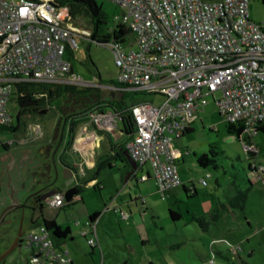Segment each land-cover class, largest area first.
Returning a JSON list of instances; mask_svg holds the SVG:
<instances>
[{
	"label": "built area",
	"instance_id": "2783aa9c",
	"mask_svg": "<svg viewBox=\"0 0 264 264\" xmlns=\"http://www.w3.org/2000/svg\"><path fill=\"white\" fill-rule=\"evenodd\" d=\"M104 1L120 9L115 25L132 38L127 48L126 36L106 44L119 74L118 85L105 88L161 97L160 103L138 100L130 108L135 133L125 149L139 168H151L164 198L181 184L172 144L192 127L209 99L226 123L241 124L250 133L264 123V24L251 18L250 0ZM90 36L91 30L76 26L68 8L53 0H0V125L11 124L8 105L16 83L91 86L73 74L66 57L76 37ZM119 121L117 114L105 111L85 123L112 134ZM91 136L96 133L83 135V143L91 145ZM245 151L257 149L251 143ZM262 172L258 167L259 179ZM63 204V191L45 203L49 209ZM40 230L21 239L26 264H71L51 232L44 225ZM87 244L99 248L93 237ZM240 251L239 245L229 246L231 255Z\"/></svg>",
	"mask_w": 264,
	"mask_h": 264
},
{
	"label": "rangeland",
	"instance_id": "374dc122",
	"mask_svg": "<svg viewBox=\"0 0 264 264\" xmlns=\"http://www.w3.org/2000/svg\"><path fill=\"white\" fill-rule=\"evenodd\" d=\"M95 2L106 14V29L111 31L115 23L118 22L115 20V16L120 13V9L108 1L95 0ZM250 15L254 21L264 24V6L260 0H250ZM73 20L76 26L91 30V22L85 12H78ZM131 44L132 38L126 36V43L123 46L127 48ZM66 57L72 63L73 74L81 82L101 89L106 98L120 96L118 91L112 92L113 90L105 88V86L117 82L119 74L110 48L98 45L87 38L76 37V47L69 50ZM128 94L136 100L161 102V97L158 95ZM68 105V102L60 99L45 107L43 113L25 116L26 125L23 133L20 130L14 133L0 132V164L5 153L2 144L10 146L15 142L16 147L44 144L46 141L42 140V136H44L52 138L50 141L54 146L61 125L60 114H66L69 111ZM27 123H38L40 127L27 125ZM113 134H111V138L114 141L117 132L114 131ZM19 136L23 139L17 138ZM253 141L257 148V155L253 161L264 169V133L254 134ZM246 143L244 138L228 133L226 121L219 115L214 102L209 99V104L201 107L196 115L193 132L185 135L180 141L175 140L171 147L173 160L183 182L188 187L191 186V182H197L198 193L196 195L185 193L182 185H179L176 188L179 191V196L176 194L174 196L166 195L165 198H162L153 187L152 180H149L146 185L139 182V179H146L147 169L153 175L148 166L139 172L137 180H131L129 185L124 187L123 181L127 177L123 173L124 168L122 169V164L115 163L114 165V162L111 161L112 166L101 170L97 175L100 180L99 187L101 185L104 187L95 189L93 186H86V181L80 177V185L77 184L82 201L78 200L60 210L58 208L49 209L44 205L42 216L46 219H55L56 223L62 227L70 226L74 241L68 242L66 247L71 250L68 258L70 260L73 258L74 264H149L151 262L149 258L158 264H163L164 258L167 260L165 261L167 264H209L211 260H213V264H264V180L258 181L247 192L246 210L243 212V216L241 213L239 217H234L232 213H235V208L225 197H222L227 192L226 182H237L243 187L249 188L247 176L257 175L249 169L252 159L245 151ZM53 146L47 148L48 155ZM210 152L215 155L217 168L212 166L207 169L200 168L197 164V157ZM206 171L210 174V177L207 178L209 186H212L213 189L217 188L216 179L220 184H223V187L217 188L216 193L222 198V203L226 204L228 210L231 211V213L220 217L222 225L220 228H215V220L210 219L209 215L206 216V213H202L206 199L211 201L209 194L204 193L209 189V186H204L201 183L202 179H206L204 173ZM1 173L0 170V180ZM263 174L261 173V176ZM57 176V179L54 176L56 187L61 191L66 190L61 173H57ZM0 185H2L1 181ZM121 194L123 202L128 204L124 205V208L126 210L130 208L140 221H145L143 227L149 237L148 242L146 241L145 246L141 247L139 238L135 237L134 240L132 231L125 228L123 223L120 222L118 226L113 220V224L110 225L109 220L113 219V213L110 212L105 215L103 223L99 225L101 250L99 245V250L90 254L87 240L85 241L81 235L84 226L88 225L87 212H102L104 205H108L109 201L115 198H117L116 205L121 204L122 200L118 198ZM138 196L145 200V208L138 199L135 201ZM20 197L23 198V194ZM11 205L12 203L7 204L0 211V215L4 209ZM221 208L220 211L223 210ZM169 209L179 212L181 219L173 222L168 214ZM194 212L197 215H193ZM244 214L248 216L250 227L244 222ZM42 216L38 209L12 208L8 210L0 220V252H5L11 247L19 232H22L21 239L29 234L40 233ZM118 218L120 219L119 215ZM119 219L118 221L121 220ZM200 220L202 224L199 222ZM134 233L136 234L137 231ZM245 236H250V240L246 241ZM231 244L241 247L240 252L243 255L241 260L237 256L229 254ZM251 250L253 253L249 255ZM215 252H228L227 260L219 257ZM27 254L28 251L23 246L16 247L6 256L5 262L2 264H26Z\"/></svg>",
	"mask_w": 264,
	"mask_h": 264
},
{
	"label": "crops",
	"instance_id": "0c3cea01",
	"mask_svg": "<svg viewBox=\"0 0 264 264\" xmlns=\"http://www.w3.org/2000/svg\"><path fill=\"white\" fill-rule=\"evenodd\" d=\"M33 125L36 127H40V124L38 123H27V125ZM62 127H64L62 125ZM61 127V129H62ZM119 124H118V128H117V137H114V141L111 138V134L110 133H103L102 131L97 130L93 125H89L88 123L85 124H80L78 125L76 132H75V136L73 137V142H72V147L70 145V147L67 149L66 148V140L67 137L63 139V132H62V137L60 140V133H61V129L59 131V135H58V143L56 141L55 145L53 146L51 144L52 138H46L44 136H42V140H46L44 142V144H33V145H28V146H22L19 145L16 147L15 142H13V145H10L7 147V149H5V153L2 156V162L0 164V170L2 171L1 173V183L2 185H0V211L7 205V203L9 202V195L8 194H13V188L11 186V175H13L12 170L14 168V164L15 162H17L18 159L20 160H24L26 161L27 159H30L32 157L33 154H36V151L38 150V148L41 146H45V147H50L53 146L50 154H47V160L48 163L50 165V169H51V173L54 176L55 174V170L57 169L58 173H61V171L63 170V168L65 167H69L71 169H73L76 173V179L73 182H69L70 185L68 187H72L78 184L80 185V177L83 178V181H86L85 184L86 186H93V188L97 187L98 189L101 187H104L103 185H100V180L97 178V175L100 173L101 170L106 169L107 167H111L112 166V162L115 163H120L122 164V169L124 168V175H125V180L123 181L124 183V187L128 186L131 180H137L138 179V174L140 171H142V169L144 167L141 168H137L132 175H130L131 173L129 172L128 174L126 173L128 171V167H126V163L121 161L120 159H118L113 153L115 151H117V149L113 146L114 144H121L126 142L129 137H126L125 135H123L120 131H119ZM194 130V123L192 125V127L190 128V132L185 133L183 136H181L179 139H177L176 141H180L185 135L190 134L191 132H193ZM96 133V136H91L90 140L92 141L91 145H86L83 143V135H85L86 133H89L90 135H93V133ZM79 133V134H78ZM113 134V133H112ZM256 134V132L254 133H250L246 130H244V132L239 136L244 138L247 144H254L253 141V135ZM25 136V135H24ZM114 136V134H113ZM20 140L23 139V137L19 138ZM50 141V142H49ZM31 142V141H30ZM32 143H34L32 141ZM40 144V145H39ZM255 145V144H254ZM12 146V147H11ZM256 147V146H255ZM257 149V148H256ZM251 155V154H249ZM257 155V152H256ZM255 159V158H254ZM253 159V160H254ZM251 161V163H249V168L252 172L257 173L256 176H247V180L249 182V188H245L243 187L241 184L237 183V182H232V183H228L226 182L225 185L227 187V192L223 194L222 197H225L226 200H228L230 202L231 205H233V207L235 208V213H232V215L234 217H239L240 214L242 213L243 216V212L246 210V203L247 202V192L250 191V189L253 188V186H255L257 184L258 181H263L264 180V174L261 177V179H259V175H258V170L254 169V166H258L256 165V163L254 161ZM64 161L65 164L62 162ZM66 165V166H65ZM217 165V163H216ZM149 167V166H148ZM150 168V167H149ZM253 168V169H252ZM151 169V168H150ZM207 169V168H205ZM204 169V170H205ZM264 170V169H263ZM178 172V170H177ZM205 173V181L206 184L204 186H209L208 185V181L207 178L210 177V174L206 171ZM96 176H93V175ZM146 179H139V182H141L140 184L143 183V185H146L147 182H149V180H152L153 183V187H155V181L153 178V175L150 174L149 169H147L146 173ZM179 175V173H178ZM180 177V176H179ZM3 178V179H2ZM8 179V180H7ZM181 184L180 185H184L186 187H188L186 185L185 182H183V180L181 179ZM8 181V183H7ZM78 183V184H77ZM193 183L197 193H198V188L196 186L197 182H191ZM116 189L118 188L117 184L115 185ZM179 186V185H178ZM216 187L220 188L223 187V184H220V182L218 181V179H216ZM95 188V189H97ZM177 186L172 187L167 195H178L179 196V191L176 190ZM217 188L213 189L212 186H209L208 190H205L204 193H208L211 201H209V199H206V202H204L203 204V208L204 211L202 213H206L210 219L215 220V228H220L221 225V220L220 217H223V215H225L226 213L229 214L231 213V211L228 210V207L226 206V204L222 203V198L219 196L218 193H216V190H218ZM242 193L243 194V198L240 199L238 196L239 194ZM208 196V195H207ZM118 198H121L122 200V194L118 196ZM138 199V201L140 202V204L145 208V200L141 197L138 196L135 201ZM78 200L82 201V198L78 195L76 197H74L73 202H77ZM240 200L242 202H240ZM116 201L117 198H115L114 200L111 199L108 203V205H104L103 211L102 212H98V211H92V212H87V220H88V225L84 226L83 231L81 232L82 237L85 239V241L88 238L93 237L94 239H96V241L98 242V245H100V250H101V238H100V232H99V225H101L103 223L104 217L106 214H109L110 212L113 213V219L109 220V224H113V220H115L116 225H120V222L123 223L122 225H124L125 228H129L132 231L133 234V238L135 240L136 238H139V240L141 241V247L145 246V243L148 242V235L146 233V231L144 230V225L143 223L145 222L140 221L136 215L135 212H132L130 210V208H128L127 210L124 208V205H128L125 204L123 202V200L121 201V204H117L116 205ZM236 201V202H234ZM234 202V203H233ZM223 204V205H222ZM218 207H219V212H218ZM222 207V208H221ZM63 207L58 208V210H60ZM65 208V207H64ZM220 208L222 211H220ZM97 213L98 216L94 219V222H90L89 221V216H91L92 214ZM118 215L120 216V219L118 218ZM193 215H197L195 212L193 213ZM204 217V216H202ZM244 222L246 223V225L248 227H250V222L247 219V214H244ZM120 221H118V219ZM218 218V219H217ZM52 219V218H49ZM55 220V219H54ZM56 222V221H55ZM57 224V223H56ZM42 225V223L40 224ZM61 230H65L66 228L69 229V234L65 237V238H61L58 241V245L60 248L62 249H67L66 251H68V254L71 253V250H68V248L66 247V245H68V242H73L74 241V236H73V232L70 228L69 225H66L65 227H62L61 225L57 224ZM77 225H79V222H77ZM91 225V226H90ZM94 225V227L92 226ZM231 227V226H230ZM236 227H239L238 225H236ZM134 231H137V235L134 233ZM246 241L250 240V236H245ZM133 240V241H134ZM147 241V242H146ZM137 243V242H135ZM242 250V249H241ZM95 252V250L93 251V253ZM217 255H219V257L222 258H226V254L228 252H215ZM253 251L251 250L249 252V255H252ZM237 256L240 260L243 258L242 252H239ZM151 260V262L149 264H158L156 262H153L152 258H149ZM235 259V258H234ZM233 260V259H232ZM165 261H167L165 258L162 260L163 264H167L165 263ZM71 264H74V259H71Z\"/></svg>",
	"mask_w": 264,
	"mask_h": 264
},
{
	"label": "trees",
	"instance_id": "16d2710c",
	"mask_svg": "<svg viewBox=\"0 0 264 264\" xmlns=\"http://www.w3.org/2000/svg\"><path fill=\"white\" fill-rule=\"evenodd\" d=\"M260 1L264 6V0ZM53 2L57 6L67 7L73 19L78 12H85L91 22V36L87 39L98 45L106 46L109 40H113L114 42L121 41L127 35V30L121 25H115L111 31L106 29L107 16L104 12H102L101 6L98 5L95 0H53ZM113 85L117 86L118 83L115 82ZM128 93H133L134 95L143 94L139 92L124 91L119 92L120 96L118 98L111 96L106 98L103 96L102 90L95 86L45 85L33 82L16 83L13 85V91L8 105V111L11 115L12 121L8 126L0 125V132L8 131L14 133L20 130L23 133L26 125V122L24 121L25 116L37 114L39 111L44 110L45 107L50 105L52 102H58L60 99H64L69 104V111L67 110L68 112H66V114H60L61 125L59 127V131L63 125V139L67 137L65 142L67 149L73 142V137L75 136L78 125L87 122L89 117L94 113L111 111L117 114L120 118L118 123L120 126L119 131L126 137H130L135 133V123L130 108L135 105L138 100L131 97ZM244 130L245 127L241 124L227 123L228 133L236 134L239 137ZM188 132H190V128L185 131V133ZM255 132L264 133V123L255 127ZM17 138H20V136ZM2 146L4 149H7L8 147L7 144H2ZM113 146L117 149V151L113 154L118 159L126 163V167H128V171L126 173L128 174L130 172V175H132V167L124 155V153L127 152L125 149V142L116 145L114 144ZM247 153L251 154L250 156L252 160L256 157L255 152ZM214 157L215 155H213L212 152L202 154L197 157V164L200 168H208L209 166L217 168ZM62 162L65 164L64 161ZM131 162L133 161L131 160ZM258 167L259 166H254V169L258 170ZM137 168L139 167L137 166ZM182 188L185 193H192L193 195L197 194L193 183L190 187L183 185ZM57 192H61V190H58ZM63 192L64 204L61 207H67L73 204L74 197L79 195V187L75 185L67 188ZM167 193L168 191L166 192L165 197ZM238 197L242 199L243 194L240 193ZM240 202L242 201L240 200ZM43 208L44 206H40L38 208L41 216ZM168 214L173 222L181 219V214L173 209H169ZM97 216V213L92 214L89 216V221L94 222V219ZM199 222L201 223L202 221L200 220ZM42 225H44L46 229L51 232L57 244L59 239L65 238L69 234V229L66 228L65 230H61L54 219H46L42 216ZM97 249L99 250V248H90V254H93V251ZM227 258L228 257L225 259L227 260Z\"/></svg>",
	"mask_w": 264,
	"mask_h": 264
},
{
	"label": "flooded vegetation",
	"instance_id": "af4514ba",
	"mask_svg": "<svg viewBox=\"0 0 264 264\" xmlns=\"http://www.w3.org/2000/svg\"><path fill=\"white\" fill-rule=\"evenodd\" d=\"M58 143V140H57ZM56 143V144H57ZM48 147L41 146L36 151V154H33L30 159L26 161H22L20 159L15 162L13 165L14 168L12 170L13 175H11V186L13 188V194L9 195V202L7 204L12 203V208L18 209H38L40 206H44L47 199L45 196L49 192L58 191L59 189L55 184H51L54 180V176L51 173L50 165L47 160ZM66 166V165H65ZM66 169L68 167H65ZM63 174V170L61 171V175ZM70 177L64 178V186L65 189L69 188L66 186V183L70 181H75L76 173L73 169L70 168ZM67 176V175H65ZM23 192V193H22ZM35 192V195H33ZM23 194V198L20 195ZM44 198V199H42ZM21 245V244H20ZM0 252V256L4 253ZM4 258L0 264L5 262Z\"/></svg>",
	"mask_w": 264,
	"mask_h": 264
},
{
	"label": "water",
	"instance_id": "95a60500",
	"mask_svg": "<svg viewBox=\"0 0 264 264\" xmlns=\"http://www.w3.org/2000/svg\"><path fill=\"white\" fill-rule=\"evenodd\" d=\"M44 111H45V110L39 111V113H43ZM63 128H64V127H62V129H61L60 140H61V137H62V131H63ZM124 155H125V157L127 158L129 164H130L131 167H132V171H131V172H134V171L137 169V165H136L134 162H131L130 157H129V155L127 154V152H125ZM57 173H58V171H57V169H56V170H55V175H54V176H56L55 179H57V177H58V176H57ZM65 175H67V176H65ZM70 176H71V174H70V168H69V167H68L67 169H66V168H63V174H62L63 179L66 178V177H70ZM55 179L52 181L51 184H55V183H56V180H55ZM71 182H73V181H71ZM71 182H70V183H71ZM70 183H66L65 185L68 186ZM55 192H56V191L49 192V193L45 196V198H46V197H47V198L51 197ZM36 193H38V192H35L33 195H35ZM42 199H44V198H42ZM11 207H12V206H9L8 208H6V209L3 210V212H2L1 215H0V220L2 219V217L4 216V214H5L8 210H10ZM21 236H22V232H19L18 236H17L16 239L14 240L13 244L11 245V247H10L7 251H5V252L0 256V262H1L4 258H6V256H7L12 250H14L16 247H19V246H20V244H21V241H20Z\"/></svg>",
	"mask_w": 264,
	"mask_h": 264
},
{
	"label": "snow or ice",
	"instance_id": "6c2138e0",
	"mask_svg": "<svg viewBox=\"0 0 264 264\" xmlns=\"http://www.w3.org/2000/svg\"><path fill=\"white\" fill-rule=\"evenodd\" d=\"M25 11H26L25 9H22V10H21L22 13L25 12Z\"/></svg>",
	"mask_w": 264,
	"mask_h": 264
}]
</instances>
